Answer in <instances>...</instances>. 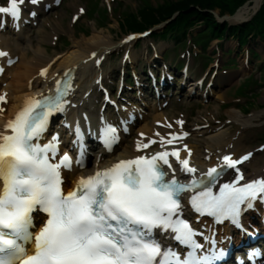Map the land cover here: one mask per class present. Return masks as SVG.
<instances>
[{"label":"snow or ice","instance_id":"1","mask_svg":"<svg viewBox=\"0 0 264 264\" xmlns=\"http://www.w3.org/2000/svg\"><path fill=\"white\" fill-rule=\"evenodd\" d=\"M29 2L38 4L40 0ZM23 3L24 0H9V6H0V14L19 20ZM7 55L0 51V57ZM70 90L71 84L65 82L64 90L58 86V96L51 101L29 99L0 129V264H217L222 253L198 254L204 245L195 240L200 233L182 218V200L187 199L199 216L213 217L215 223L228 220L242 228V212L252 208L256 200L264 201V177L240 183L245 177L238 165L249 160L252 153L239 159L225 155L219 167H211L196 178L193 174L197 169L190 166L191 152L185 145L183 150L189 158L181 159L177 149L150 158L123 160L81 178L75 190L65 194L60 169H71L72 157L65 153L53 163L59 152L58 136L45 144L39 141L47 131L49 117L64 110L68 101L63 97ZM4 102L6 95H0V103ZM177 123L183 125V121ZM76 132L79 136L78 126ZM115 132L111 126L102 129L106 145L116 138ZM186 135L171 134L167 140L161 137L160 143L171 145ZM151 143L156 141L142 147L148 148ZM169 157H174L180 172L189 176L187 183L176 178ZM229 169L236 173L233 180L220 184L214 192L220 177ZM185 193L192 195L184 197ZM36 210L47 213L48 219L34 237V255L27 256L20 241L33 239L29 228L34 226L32 213ZM157 229L170 233L188 249L183 257L162 247L154 237ZM260 255L264 254L251 253L250 264Z\"/></svg>","mask_w":264,"mask_h":264},{"label":"rangeland","instance_id":"2","mask_svg":"<svg viewBox=\"0 0 264 264\" xmlns=\"http://www.w3.org/2000/svg\"><path fill=\"white\" fill-rule=\"evenodd\" d=\"M100 1H101V6H100ZM118 1L120 2L117 3ZM165 1L166 2H178V1H170V0H151V2L154 4L156 3L162 4V3H165ZM85 2L86 0H75L70 13L64 19H62L61 22L56 26L57 32L55 33V35L56 36L58 35L59 37L57 47L61 45L62 37H66V39L64 40V45L66 47L64 51L59 52L58 59H56L55 61V65L61 61V59L64 57L65 54H67L69 51L72 50L73 45H74L73 41L80 40L81 38L85 37L84 40L85 41L89 40L90 42L92 41L90 40V37L92 35H98V36L103 37V34H106L112 37L110 31L113 27L117 25V23H113L108 26L107 25L108 23L105 24V22L108 19H111L113 16H115L116 21L122 19L123 15H125L126 12L128 11L126 10V7H132V8L137 9L139 6L142 5L140 4L142 3L140 2V0H89L88 7L97 13L99 12L101 16L98 14L90 13L89 15H86V17L83 20H78L76 23H73L71 21L72 14L75 11H77L78 6H85ZM121 4L123 6H119ZM117 9H119L118 10L119 12H115ZM216 10L218 11V9H215V11ZM103 24H105V26H102ZM239 24L242 25L243 23H239ZM233 25H236V23H234ZM251 37H252L251 41H256V39H253V35H251ZM114 41L119 43L121 42V38L114 39ZM151 42L153 45H155V48L156 47L163 48V50L160 53H158L160 58L162 56L166 57V53L168 52L169 47L170 45H172V43L169 41H162V42H157V43L153 41ZM100 43H102L100 46H103L104 44L103 40L100 41ZM215 44H216V41H215ZM226 46H228V48L224 50L220 47L221 50L218 52V54L220 55V66L223 65L224 59L226 58L225 53H227L226 51L230 48V45L228 43L226 44ZM194 47L198 49L200 48L198 46H194ZM216 47L217 46H214V48ZM247 47L248 46H246L245 49ZM249 48H252L254 50V53L260 54V57L257 63L261 62L260 64L264 65V40L263 39L258 40V43H254L253 45L251 44ZM114 52H118V51L114 50L112 53ZM138 53H142V57L140 60L148 59L149 62L151 63L154 59H156V57L154 56L152 45L148 43L144 45L143 47L141 46L137 49L133 48L132 52H130L129 55L133 56L134 54H138ZM246 53H248V51ZM242 54L245 56V52ZM107 56L108 54H106L103 58H106ZM232 58L234 59L236 58L237 60V62L236 60L232 61L235 68L237 69L239 68L238 72L234 73V75L237 78L241 75V73L245 75L246 72H248V76H249L250 73L253 71V69L256 72L259 66L258 64H256V60H257L256 58L253 60L254 62H249V65H246V66L244 65L245 68H243V66L239 67L240 63H242L241 57L233 55ZM107 59H108L107 67L110 69V75L114 74V72L118 73L117 60L114 58H107ZM236 70H233V71H236ZM177 73L179 74V71H177ZM258 75L260 76L259 73ZM245 77L237 79L235 83L232 85L226 84L221 79H217V83H218L217 86H220V85L222 86L216 92V102L214 103L215 106L211 109H208V107L203 108L202 111H206L207 112L206 115L204 113L197 112L194 119L190 123L191 126L198 123L197 125H195L197 126L196 127L197 129H195L197 131L194 132V135L192 136L193 140L203 139L202 141L207 143V139L209 136L214 135L219 132L221 133L222 131H224V133H226V136H239L240 134L244 135V140H250L251 142L253 141L251 145L248 147L254 146L255 141L259 139L258 133L264 129V84L261 89L259 88L260 92L258 89V91H256L255 93V95H258V98L256 99V102L254 103V105L251 106L250 108H247V111L252 110V113L246 115L244 114L245 113L244 110H240L238 108L239 107L238 103L245 104L247 103V101H245L243 98L239 99L237 97L238 95L233 96L234 88L237 85H239L240 81L244 79ZM260 77H261L262 82H264V70ZM229 78L230 77H226L225 80L228 81ZM194 79H195V76L193 75L192 81ZM218 95H222L224 97L223 100L221 97L217 98ZM235 110L238 114L241 115V117L236 118L235 116L234 117L231 116L232 111L235 112ZM208 117L212 118L213 122H211V120ZM203 118H207V121L203 120ZM244 123L246 125H244ZM219 137L220 136H217L215 139H212V140H216ZM202 145H204V143Z\"/></svg>","mask_w":264,"mask_h":264},{"label":"bare ground","instance_id":"3","mask_svg":"<svg viewBox=\"0 0 264 264\" xmlns=\"http://www.w3.org/2000/svg\"><path fill=\"white\" fill-rule=\"evenodd\" d=\"M261 2H262V0H253L252 3H249L248 5L242 7L237 12V14L235 16L229 18L230 22H232V23L239 22L240 20L247 18V16L250 15V13L253 12V10L257 9L260 6ZM244 34L246 35L247 32H244ZM90 40H92V41H90V42H89V40L85 41V43H86L85 47L81 46L82 42L84 41V38L81 41H76V40L73 41V43L76 44V48H74L72 51H70L61 60V63L59 64L60 68L57 70V72H59V74H61L66 68H71L73 66H77V68H76V74H77L76 83L78 85H80L83 81H85V79H80L81 77H83L85 75L84 73H82L84 71V69H89V68L92 69V67H93V71H94L96 69L95 66H94V61L100 59L99 58L100 50H102V52H104L106 50L104 47L100 46L102 44V43H100V41L103 40L102 36L92 35L90 37ZM108 45H110V47L113 46V45H111L110 41L108 42ZM28 60H29V57H27V53H24L22 55V62L19 65L18 64L16 65V69L18 68L19 72L24 71V69L26 67H28V69H27V71H28V79L31 78L32 76H34L35 72L38 71L40 68H42V67L47 65V64H43V65H40L38 67L36 65H29L28 64ZM38 63H40V61H38ZM50 75H54V73H52ZM34 81H35V79H34ZM27 82L28 83H25L23 85H19L18 87H14V86L11 87V91L12 92L15 90V92L17 91V92L20 93L18 95V100L21 101V102L23 101L24 98H28V94L27 93L20 92V91H22L24 86H27L28 84L31 83L29 81H27ZM220 96H222V95H220ZM79 109H81V108H79ZM11 115H12V113L9 114L8 117H10ZM234 115L238 116L236 113ZM5 120L6 119H3L0 116V125L2 123H4ZM148 138H149L148 136H143L142 137V139H148ZM238 140H239L238 137H236L234 139L231 136L227 141H213V142H210L209 143L210 146H207L206 148H209V149H212V150H218L219 149V150L224 151L225 154L230 152V147L233 148L232 150H234V153L243 152L244 149L243 150H238V147H239L238 146ZM212 143H214V144L221 143L222 145H220V144L211 145ZM226 146H230V147L226 148ZM224 153L223 152L222 153H211L209 155V159L212 160V161L221 159L225 155ZM121 155H125V152L118 154V156H121ZM198 157H200V156L198 155L197 158ZM184 158H189V157H188V153L183 150L182 151V155H181V159H184ZM197 162H201V161H197ZM189 163L190 164H194L195 162H193L189 158ZM85 172H86V170L75 171V174H76V176L78 174L83 175ZM260 173L261 172L258 171L257 173H254V174H260ZM31 248H33V243H31Z\"/></svg>","mask_w":264,"mask_h":264},{"label":"trees","instance_id":"4","mask_svg":"<svg viewBox=\"0 0 264 264\" xmlns=\"http://www.w3.org/2000/svg\"><path fill=\"white\" fill-rule=\"evenodd\" d=\"M220 5H222L223 8H228V7H225V4H222V3H221Z\"/></svg>","mask_w":264,"mask_h":264}]
</instances>
